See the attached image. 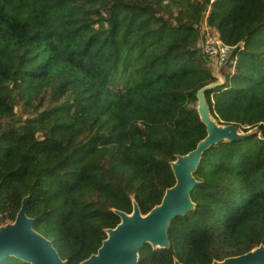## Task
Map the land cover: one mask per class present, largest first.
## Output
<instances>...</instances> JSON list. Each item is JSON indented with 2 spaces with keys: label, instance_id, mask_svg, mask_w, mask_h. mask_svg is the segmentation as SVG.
Segmentation results:
<instances>
[{
  "label": "trees",
  "instance_id": "16d2710c",
  "mask_svg": "<svg viewBox=\"0 0 264 264\" xmlns=\"http://www.w3.org/2000/svg\"><path fill=\"white\" fill-rule=\"evenodd\" d=\"M208 9L212 35L236 47L221 86L199 46ZM200 90L244 135L203 153L194 209L137 264H213L264 247V0H0V227L25 202L66 264L96 255L116 211L160 205L172 163L207 137Z\"/></svg>",
  "mask_w": 264,
  "mask_h": 264
},
{
  "label": "water",
  "instance_id": "95a60500",
  "mask_svg": "<svg viewBox=\"0 0 264 264\" xmlns=\"http://www.w3.org/2000/svg\"><path fill=\"white\" fill-rule=\"evenodd\" d=\"M210 87L212 86L206 89ZM201 91L204 90L198 92L201 104L198 113L206 126L207 137L198 144L195 150L178 157L177 161L172 163L175 185L166 191L161 204L146 215L140 212L136 203H134L131 214L116 211L121 218L120 224L114 229H108L107 239L97 254L80 264H137L139 251L145 244H151L153 248L169 246L168 231L171 222L195 207L191 193L199 183L193 173L203 153L223 140L242 138L233 125L227 126L228 129L222 132H216L213 129L206 111L208 105L206 99L201 96ZM131 215L134 217L130 218ZM32 226L33 220L26 216V203L24 202L15 222L0 227V263L8 257H16L29 264H66L61 260L52 243L35 232ZM213 264H264V247L261 246L245 255Z\"/></svg>",
  "mask_w": 264,
  "mask_h": 264
},
{
  "label": "built area",
  "instance_id": "2783aa9c",
  "mask_svg": "<svg viewBox=\"0 0 264 264\" xmlns=\"http://www.w3.org/2000/svg\"><path fill=\"white\" fill-rule=\"evenodd\" d=\"M208 16H209V9L206 12L205 18L203 20V24H202L203 34L199 46L201 47L204 56L208 58V60H210L211 65L214 66L216 69H220L225 64H227L228 59L230 58L233 50L236 47L229 46L225 44L222 40L212 35L211 30L209 29L207 23ZM233 63L236 66L237 56L234 59Z\"/></svg>",
  "mask_w": 264,
  "mask_h": 264
},
{
  "label": "rangeland",
  "instance_id": "374dc122",
  "mask_svg": "<svg viewBox=\"0 0 264 264\" xmlns=\"http://www.w3.org/2000/svg\"><path fill=\"white\" fill-rule=\"evenodd\" d=\"M120 10V8H117L116 9V11H119ZM122 10H124L125 12H127V13H130V12H138L139 10L138 9H135V10H132L131 11V9H122ZM98 26H103L102 24H100L99 23V25ZM210 29V28H209ZM202 34H203V31H202ZM203 53V52H202ZM208 59V58H207ZM209 61V64L211 65V63H210V60H208ZM235 64L233 63V65L230 67V66H228V64H225L222 68H220V69H216L214 66H212L211 65V68H212V73H213V75H215V79L216 80H218L216 83H214V86L215 85H217V83H218V85H223V83H225V76H224V74H223V72H226V73H235ZM214 72H215V74H214ZM211 86H213V85H211ZM211 88V87H210ZM206 90V89H205ZM204 90V91H205ZM204 91H201V96L203 97V98H205L203 95H204ZM200 101L198 102V108H200ZM206 111H207V113H208V116H209V118H210V120H211V122H212V127H213V129L216 131V132H218V131H225L226 129H228V127L227 126H224V125H222V124H220V122L216 119V118H214L211 114H210V111H209V109H208V106H207V108H206ZM254 131V130H253ZM252 131V132H253ZM238 135H244V133L243 132H241V131H239V133H238Z\"/></svg>",
  "mask_w": 264,
  "mask_h": 264
},
{
  "label": "bare ground",
  "instance_id": "6f19581e",
  "mask_svg": "<svg viewBox=\"0 0 264 264\" xmlns=\"http://www.w3.org/2000/svg\"><path fill=\"white\" fill-rule=\"evenodd\" d=\"M133 217H134V215H131V216H130V218H133Z\"/></svg>",
  "mask_w": 264,
  "mask_h": 264
}]
</instances>
